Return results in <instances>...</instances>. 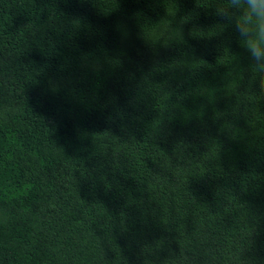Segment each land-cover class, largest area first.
<instances>
[{"label":"trees","instance_id":"obj_1","mask_svg":"<svg viewBox=\"0 0 264 264\" xmlns=\"http://www.w3.org/2000/svg\"><path fill=\"white\" fill-rule=\"evenodd\" d=\"M226 3L0 0V264H264V83Z\"/></svg>","mask_w":264,"mask_h":264},{"label":"clouds","instance_id":"obj_2","mask_svg":"<svg viewBox=\"0 0 264 264\" xmlns=\"http://www.w3.org/2000/svg\"><path fill=\"white\" fill-rule=\"evenodd\" d=\"M217 16L233 25L236 38L247 54L251 66L264 83V0H227L216 10ZM170 21H162L154 32L156 39L169 29Z\"/></svg>","mask_w":264,"mask_h":264}]
</instances>
